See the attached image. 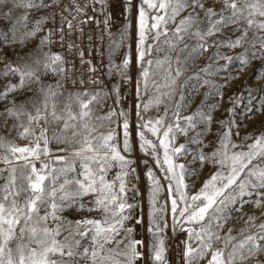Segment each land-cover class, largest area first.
<instances>
[{
    "label": "snow or ice",
    "instance_id": "snow-or-ice-1",
    "mask_svg": "<svg viewBox=\"0 0 264 264\" xmlns=\"http://www.w3.org/2000/svg\"><path fill=\"white\" fill-rule=\"evenodd\" d=\"M119 2L122 21L113 0H0V264H170L169 232L184 234L182 264H264V131L241 135L233 108L218 120L205 106L256 62L264 94V0ZM136 151L162 174L143 161L147 221ZM197 162L213 171L193 191Z\"/></svg>",
    "mask_w": 264,
    "mask_h": 264
},
{
    "label": "rangeland",
    "instance_id": "rangeland-1",
    "mask_svg": "<svg viewBox=\"0 0 264 264\" xmlns=\"http://www.w3.org/2000/svg\"><path fill=\"white\" fill-rule=\"evenodd\" d=\"M119 11V18L118 21L123 20V16L121 15L123 8L122 6L117 9ZM115 31V29H113ZM134 41H135V10L133 11V24H132V42H133V49H134ZM28 47H34V44H30ZM28 49H17V51H27ZM7 51V49H5ZM225 52H228L229 55H234L235 53L228 51L227 49H224ZM2 55V53H0ZM200 63H203L201 61ZM221 64L225 63L224 61H220ZM259 62H256L253 64L252 68H250L248 71L240 75V78L234 82L231 83L230 87L223 89V99L221 100L219 97L216 96H209V98L206 101L205 106L210 107L212 104H219L218 109L213 113L214 117L216 119H224L227 116L226 109L233 108L235 110L234 113V121L239 124L240 126V133L241 135H244L245 133H254L259 134L261 131H264V114L256 113L251 115V119H248L247 117L250 115L249 109L252 107V105L259 106L260 100L258 99V96L264 95L260 92V81L256 80L254 78L253 69L259 67ZM0 67H2V62H0ZM195 70V69H193ZM133 75V81L136 79V70L133 69L132 72ZM238 75V64H230L226 66L225 70H220L217 72V74L214 77H211L215 82L218 84H222L225 81L226 77H233ZM251 86L250 92H251V100H249V91L248 86ZM129 93H130V103L126 107L131 114V120L133 125V138L135 139V123H136V116H135V108L134 105L137 103L136 96H135V85L134 83L131 86H128ZM191 89H189L190 91ZM206 88L200 89V94L196 95L194 97H191V106L183 113V115H189L193 113L197 106L200 105L201 100L203 99V93L206 91ZM239 97V103L235 104L232 102L233 98ZM152 112H149L148 115H152ZM216 128H218V125L213 126V133H215ZM213 135L210 133L208 137H206L205 142H207L210 139H213ZM238 139V138H237ZM186 141V137L180 136L177 140V145L183 144ZM190 147H196V146H190ZM207 151V149H206ZM163 150L161 149V157H162ZM133 157L136 159L137 165H138V173L140 175L139 181L134 182L135 187L139 188L140 196L137 197V199L140 201V209L141 214L143 215L145 221H147V211H148V203H147V195H148V181L145 176L146 172V166L144 165L143 161H148V167H152L156 172L157 175H162L158 169L155 168V163L150 157H146L143 153L136 151L133 153ZM187 160H191V156L187 157ZM179 163H186V160L181 158ZM190 168L196 169V174L190 178L187 179V183L190 185H193V191L197 190L202 183L209 177L213 169L209 166H205L201 168L199 166V163H193L189 165ZM132 193H129L131 195ZM166 193H162L161 195V202H163L164 196ZM250 207H245L244 211L248 212L250 211ZM90 215L88 213H72L69 218L70 219H80L82 216ZM95 215V214H91ZM240 214H237V227L240 226V224L243 223L239 219ZM137 231L141 234V236H144L145 233L141 226L137 225ZM140 238V237H138ZM184 239V234H177L176 236H173L171 232H169V239L167 241L169 248H168V258L170 260V244L177 241L180 242ZM182 248V245H181Z\"/></svg>",
    "mask_w": 264,
    "mask_h": 264
},
{
    "label": "built area",
    "instance_id": "built-area-1",
    "mask_svg": "<svg viewBox=\"0 0 264 264\" xmlns=\"http://www.w3.org/2000/svg\"><path fill=\"white\" fill-rule=\"evenodd\" d=\"M121 6L122 4L119 2V0H113V13H114V17L117 20L120 14L117 9H119ZM89 27L94 28L93 25H89ZM97 43H99V41H97ZM85 45H87V41H85ZM86 51H87V47H86ZM101 51H103V48H101ZM94 55H95V50H94ZM93 62L99 63L98 57H96ZM86 67L87 66H85V68ZM124 92H125V97H126L124 100V105L125 107H127L130 103V93H129L128 86L125 87ZM134 186H135V183H134ZM129 193H132V186H129ZM180 248H181L180 242L175 241L170 244V264H182V261L180 260V256H179Z\"/></svg>",
    "mask_w": 264,
    "mask_h": 264
},
{
    "label": "bare ground",
    "instance_id": "bare-ground-1",
    "mask_svg": "<svg viewBox=\"0 0 264 264\" xmlns=\"http://www.w3.org/2000/svg\"><path fill=\"white\" fill-rule=\"evenodd\" d=\"M118 12V11H117Z\"/></svg>",
    "mask_w": 264,
    "mask_h": 264
}]
</instances>
